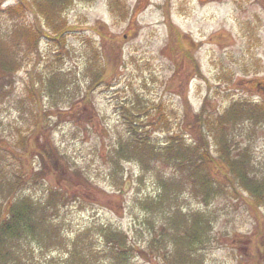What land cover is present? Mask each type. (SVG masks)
Here are the masks:
<instances>
[{
	"label": "rangeland",
	"instance_id": "374dc122",
	"mask_svg": "<svg viewBox=\"0 0 264 264\" xmlns=\"http://www.w3.org/2000/svg\"><path fill=\"white\" fill-rule=\"evenodd\" d=\"M2 218L0 264H264V0H0Z\"/></svg>",
	"mask_w": 264,
	"mask_h": 264
},
{
	"label": "trees",
	"instance_id": "16d2710c",
	"mask_svg": "<svg viewBox=\"0 0 264 264\" xmlns=\"http://www.w3.org/2000/svg\"><path fill=\"white\" fill-rule=\"evenodd\" d=\"M44 8H45V6H43L42 8H40V13L44 10ZM49 11H52V10H49ZM200 115V114H199ZM46 144V143H45ZM45 147L47 148V146L45 145ZM26 148H28V146L26 147ZM31 149H34V151H36V150H39V151H41V152H43V149H44V147H43V144H39V146H35L34 144H32V148ZM28 150V149H27ZM28 152V151H27ZM26 152V153H27ZM37 152V151H36ZM48 156V155H47ZM8 209H10V210H12L11 208H10V206L8 207ZM16 211L17 210H12V214H14V215H16L17 217H18V214L20 215V212L19 213H16ZM11 226V224H10V221H9V218H2L1 219V221H0V227L1 228H6V229H8V227H10Z\"/></svg>",
	"mask_w": 264,
	"mask_h": 264
}]
</instances>
